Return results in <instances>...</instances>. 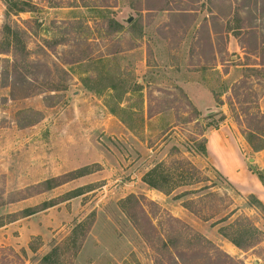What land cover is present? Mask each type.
<instances>
[{
  "label": "rangeland",
  "instance_id": "1",
  "mask_svg": "<svg viewBox=\"0 0 264 264\" xmlns=\"http://www.w3.org/2000/svg\"><path fill=\"white\" fill-rule=\"evenodd\" d=\"M3 1L0 264H264V0Z\"/></svg>",
  "mask_w": 264,
  "mask_h": 264
},
{
  "label": "trees",
  "instance_id": "2",
  "mask_svg": "<svg viewBox=\"0 0 264 264\" xmlns=\"http://www.w3.org/2000/svg\"><path fill=\"white\" fill-rule=\"evenodd\" d=\"M3 3H4V6H5V15H6V17H9V16H10V17H11V16H15V15H17L18 13H21V12H27V10L25 9V4H24L23 2H19V1H17V0H4ZM164 11H165V10H164ZM62 182H63V181H62ZM66 182H67V181H66ZM66 182L61 183V182L57 181L56 178L46 180V181H44V182H42V183H39V184L37 185V186L39 187V191H38L37 194H40V193L46 192V191H48V190H51V189H53V188H56L57 186H60L61 184H64V183H66ZM147 184H148L149 187L156 189V186H155L154 184H152V183H148V182H147ZM128 200H132V202L134 203V205H135V207H136V209H137V211H138V214H140L138 208H141V206H139L140 204H139L137 198H135L133 195H130V196L127 198V201H128ZM52 206H54L52 203H44L43 205H41L40 208L35 207V208L25 209V210L22 211L21 214H22L23 218H24V217H29V216H31V215H34V214H36V213H38V212H40V211H43V210H45V209H47V208H49V207H52ZM137 207H138V208H137ZM137 211L134 210V211L132 212V211H127V210H126V211H125V214L127 215V217H128L130 220H132V222H133V224L135 225V227H137V229H138L139 231H142V230L138 227L139 225H137V224H136V221L134 220L135 218H137ZM144 219H146V221H147V218L145 217V215H144ZM0 226H1V224H0ZM232 242H233V241H232ZM233 244H235V243L233 242ZM235 246L238 247V245H236V244H235ZM213 248H214L215 252H217V254L222 255V256H224L226 259H228L230 262H233V260L229 259V257H228L227 255H225V253H222L221 251H219V250H218L217 248H215V247H213ZM238 248H241V247H238ZM56 252H57L56 249H52V250H51V253H48V254L44 257L45 264L50 263V259H52V257L56 254ZM233 264H235V263H233Z\"/></svg>",
  "mask_w": 264,
  "mask_h": 264
},
{
  "label": "water",
  "instance_id": "3",
  "mask_svg": "<svg viewBox=\"0 0 264 264\" xmlns=\"http://www.w3.org/2000/svg\"><path fill=\"white\" fill-rule=\"evenodd\" d=\"M132 17H129L125 22H126V24H130L131 22H132ZM209 115L211 114V113H208Z\"/></svg>",
  "mask_w": 264,
  "mask_h": 264
}]
</instances>
